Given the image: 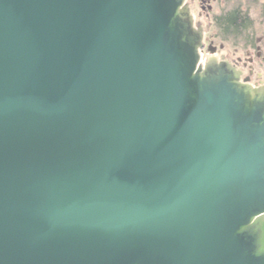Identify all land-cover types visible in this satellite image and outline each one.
I'll use <instances>...</instances> for the list:
<instances>
[{
    "label": "water",
    "instance_id": "obj_1",
    "mask_svg": "<svg viewBox=\"0 0 264 264\" xmlns=\"http://www.w3.org/2000/svg\"><path fill=\"white\" fill-rule=\"evenodd\" d=\"M187 0H0V264H264V86Z\"/></svg>",
    "mask_w": 264,
    "mask_h": 264
},
{
    "label": "rangeland",
    "instance_id": "obj_2",
    "mask_svg": "<svg viewBox=\"0 0 264 264\" xmlns=\"http://www.w3.org/2000/svg\"><path fill=\"white\" fill-rule=\"evenodd\" d=\"M191 0H188L187 3H191ZM254 2V0H211L209 3L206 0L195 1L192 4L191 12L195 17L200 19V23L202 26L208 24V33L204 39V49L201 52L202 54V62L205 63L208 58L216 56L220 58L222 52H229L233 57H241L243 60L247 58H253L255 62L261 66L264 62V24H259V22L264 23V16H260L264 13L262 11V3L261 0H255V9L256 11H252L254 14V18L258 19V23L256 21V33L258 36V40L256 45L252 44V34L249 32L243 31L242 34L234 35H226L222 32V30L215 24L213 17L215 15H219L223 9H230L231 6L236 4L250 5ZM235 4V5H236ZM261 10V11H260ZM201 13V16H198ZM257 13V14H256ZM195 21V26L196 25ZM259 24V26H257ZM253 28V29H255ZM252 31V29H251ZM255 31V30H254Z\"/></svg>",
    "mask_w": 264,
    "mask_h": 264
},
{
    "label": "flooded vegetation",
    "instance_id": "obj_3",
    "mask_svg": "<svg viewBox=\"0 0 264 264\" xmlns=\"http://www.w3.org/2000/svg\"><path fill=\"white\" fill-rule=\"evenodd\" d=\"M188 1V0H187ZM199 1V3H201V1L204 2V0H191V3H188L190 6V9H192V4H194V2ZM211 2V0H206V2ZM255 2V0H254ZM252 2V4L250 5H243V4H234L233 6H231L230 9H223L219 15H221L222 13H226L229 12L231 10H239L242 12H246L248 13L251 21H252V31H248L250 33V35L252 34L251 38H252V44L253 46L256 45L257 40H258V36L256 33V21L257 23L259 22L258 19L254 18V14L252 13V11H256L255 9V3ZM262 3V11H264V0H261ZM261 11V10H260ZM257 14V13H256ZM219 15H215L213 17V20L215 22L216 17ZM200 17L201 13L198 15ZM260 16H264V13ZM194 20L196 21V23L198 24V26H201L203 28L204 31V39L208 33V24L205 26H202V24L200 23V19L198 17H195ZM196 24V25H197ZM216 24V23H215ZM259 24H264L262 22H259ZM259 24L257 26H259ZM255 28V29H253ZM222 30V29H221ZM255 30V31H254ZM223 32V31H222ZM243 30L240 29V31H229V32H223L226 35H230V34H234V35H238V34H242ZM257 46V45H256ZM218 58V57H217ZM220 61L221 60H226L228 62H230L235 68H237L239 71L242 72V82L248 83L250 85H253L255 87H263L264 86V62L262 63L263 66L257 64L255 62V60L253 58H247L246 60H243L241 57H233V55H231L229 52H222L220 58H218Z\"/></svg>",
    "mask_w": 264,
    "mask_h": 264
},
{
    "label": "trees",
    "instance_id": "obj_4",
    "mask_svg": "<svg viewBox=\"0 0 264 264\" xmlns=\"http://www.w3.org/2000/svg\"><path fill=\"white\" fill-rule=\"evenodd\" d=\"M215 23L223 32L240 31V29L248 32L252 28L248 13L239 10L222 13L216 17Z\"/></svg>",
    "mask_w": 264,
    "mask_h": 264
}]
</instances>
